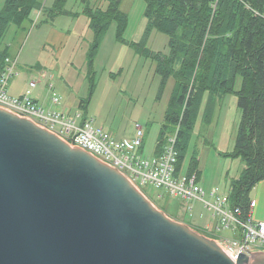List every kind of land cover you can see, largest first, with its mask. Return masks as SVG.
Listing matches in <instances>:
<instances>
[{
    "label": "water",
    "instance_id": "obj_1",
    "mask_svg": "<svg viewBox=\"0 0 264 264\" xmlns=\"http://www.w3.org/2000/svg\"><path fill=\"white\" fill-rule=\"evenodd\" d=\"M231 256L129 178L0 107V264H264Z\"/></svg>",
    "mask_w": 264,
    "mask_h": 264
},
{
    "label": "trees",
    "instance_id": "obj_2",
    "mask_svg": "<svg viewBox=\"0 0 264 264\" xmlns=\"http://www.w3.org/2000/svg\"><path fill=\"white\" fill-rule=\"evenodd\" d=\"M104 1L105 7L86 2L82 10L92 31L86 52L88 63H92L111 23L115 24L117 41H126L123 33L128 18L119 7L121 0ZM65 3L66 0H52L50 6H42V0H4L0 8V42L10 24L19 29L40 6L50 20L58 14H74L64 9ZM143 16L146 23L140 39L128 45L155 62L159 75L157 99L172 79L153 153L162 151L168 125H173L175 174L182 172L197 117L201 115V127L209 124L220 100L233 93L239 119L233 147L220 155L240 158L243 163L237 177L229 180L228 199L244 216L251 189L264 179V0H144ZM152 30L167 35V52L152 51L146 46ZM9 56V46H1L0 73ZM93 85L90 79L88 98L81 99L79 107L85 108ZM82 116L85 119L87 115L82 112ZM198 166L197 152L193 150L184 171H196L198 179Z\"/></svg>",
    "mask_w": 264,
    "mask_h": 264
},
{
    "label": "rangeland",
    "instance_id": "obj_3",
    "mask_svg": "<svg viewBox=\"0 0 264 264\" xmlns=\"http://www.w3.org/2000/svg\"><path fill=\"white\" fill-rule=\"evenodd\" d=\"M87 4L105 7L104 0H86ZM82 0H66L64 9L74 14H58L53 20L47 18L41 7L50 6L52 0H42L40 9L29 14L19 29L10 24L0 48L9 46L10 57L16 61L18 71L8 81L9 92L16 95L31 79L37 80V87L45 107L57 108L63 112L79 111L93 119L94 125L102 127L117 139H128L134 135L135 124L145 131L142 154L150 157L155 148L163 113L166 108L172 79H169L160 99L156 98L159 75L155 62L144 57L128 45L138 40L143 32L144 0H121L120 9L127 14L128 24L120 43L115 38V24L111 23L98 50L88 63L86 52L92 39L87 17L82 13ZM4 0H0V8ZM43 8V7H42ZM166 34L152 30L146 46L152 51L167 52ZM92 64L91 68L90 65ZM42 79L40 76H42ZM47 75L54 77V91L60 98L51 106V92L44 88ZM93 88L85 108L79 107L81 99L88 98L89 81ZM238 85V84H237ZM35 95V93H34ZM206 93L203 98L205 102ZM72 108V109H68ZM236 96L226 94L216 106L212 120L201 127V115L196 119L193 135L186 150L183 164L185 170L190 155L195 150L199 158L200 184L204 189L217 187L221 192L229 189V180L236 177L243 167L240 158L223 157L233 147L235 127L239 117ZM174 126L169 124L167 134ZM152 189V190H151ZM147 198L159 209L174 219L184 222L210 238L229 236L228 230H217L211 211L201 201L191 200V208H181V200L167 193L164 188H141ZM253 197V194L250 193ZM208 197V194L205 195Z\"/></svg>",
    "mask_w": 264,
    "mask_h": 264
},
{
    "label": "built area",
    "instance_id": "obj_4",
    "mask_svg": "<svg viewBox=\"0 0 264 264\" xmlns=\"http://www.w3.org/2000/svg\"><path fill=\"white\" fill-rule=\"evenodd\" d=\"M14 65L16 61L10 56L6 57L4 69L0 73V107L33 120L72 146L89 151L125 174L140 190L147 187L164 188L169 195L181 200V208L184 210L191 208V200L201 201L211 211L215 228L230 232L229 236L219 235L213 239L234 258L239 251L247 255L253 249L264 252V220L252 218L250 209L254 206L253 200L249 203L247 213L242 216L239 207L230 204L228 191L221 192L217 187L204 189L198 182L196 171L188 174L183 170L175 174L174 134L166 136L160 153L144 157L142 142L145 131L138 123L135 124L131 138L117 139L102 127L94 125L90 118L83 119L82 112H63L38 103L34 97L37 87L35 79L29 80L19 95L10 94L8 81L18 73ZM48 88L51 92V104L58 105L60 98L50 80ZM206 194L209 198L205 197Z\"/></svg>",
    "mask_w": 264,
    "mask_h": 264
},
{
    "label": "crops",
    "instance_id": "obj_5",
    "mask_svg": "<svg viewBox=\"0 0 264 264\" xmlns=\"http://www.w3.org/2000/svg\"><path fill=\"white\" fill-rule=\"evenodd\" d=\"M143 13V12H142ZM145 23H146V20H145ZM144 27H145V25H144ZM144 30V29H143ZM143 33V32H142ZM142 35V34H141ZM141 37V36H140ZM140 39V38H139ZM138 39V40H139ZM138 40H136V41H138ZM132 41H134V40H132ZM54 77H52L51 75H47V77L45 78V84H44V88H46L48 91H50L49 90V88H48V82H49V80H51V79H53ZM38 79H42V77L41 78H38ZM54 88V87H53ZM23 89H24V87L21 89V91L20 92H18L16 95H19L20 93H22V91H23ZM8 92H9V87H8ZM41 92L42 91H40L39 89H37V90H34V93H35V95H34V97H35V99H36V101L38 102V103H40V102H43L44 101V97L43 96H41ZM10 93V92H9ZM11 94V93H10ZM13 95V94H12ZM50 102V105L51 106H56V105H52L51 104V101H49ZM41 104V103H40ZM79 104V103H78ZM68 109H72V108H68ZM76 111V110H75ZM75 111H66V112H75ZM83 117V116H82ZM86 118H90V117H88V116H86ZM91 120H92V122H93V119L92 118H90ZM238 119H239V117H238ZM94 123V122H93ZM144 139H145V137H144ZM143 139V140H144ZM145 142V141H144ZM143 146H144V143L142 142V149H143ZM198 161H199V158H198ZM237 177V176H236ZM201 179H200V175H199V177H198V182H199V184H200V181ZM201 185V184H200ZM202 186V185H201ZM203 187V186H202ZM204 188V187H203ZM206 189V188H205ZM250 193H252L253 194V197H251L250 196ZM250 193H249V196H250V199L251 200H253L254 201V206L250 209V213H251V216H252V218L253 219H256V220H264V179L263 180H260L259 182H257L256 184H255V186L251 189V191H250Z\"/></svg>",
    "mask_w": 264,
    "mask_h": 264
}]
</instances>
